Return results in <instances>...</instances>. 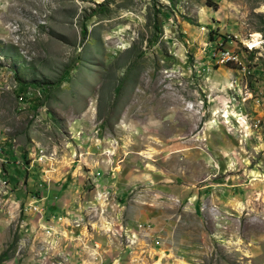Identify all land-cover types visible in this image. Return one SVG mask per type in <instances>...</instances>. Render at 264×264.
<instances>
[{"label": "rangeland", "instance_id": "374dc122", "mask_svg": "<svg viewBox=\"0 0 264 264\" xmlns=\"http://www.w3.org/2000/svg\"><path fill=\"white\" fill-rule=\"evenodd\" d=\"M0 264H264V0H0Z\"/></svg>", "mask_w": 264, "mask_h": 264}, {"label": "trees", "instance_id": "16d2710c", "mask_svg": "<svg viewBox=\"0 0 264 264\" xmlns=\"http://www.w3.org/2000/svg\"><path fill=\"white\" fill-rule=\"evenodd\" d=\"M67 73H68V71H67ZM27 86V82H24V81H21L20 80V88H19V90L21 91V92H23L24 91V89H25V87ZM6 256H7V253H4L3 255H2V260L4 259V258H6Z\"/></svg>", "mask_w": 264, "mask_h": 264}, {"label": "bare ground", "instance_id": "6f19581e", "mask_svg": "<svg viewBox=\"0 0 264 264\" xmlns=\"http://www.w3.org/2000/svg\"><path fill=\"white\" fill-rule=\"evenodd\" d=\"M259 34L258 33H256V34H254L253 36L255 37H253L254 39H253V41L252 42H249V44L251 45V46H253V47H255V46H259V45H257L258 44V42H257V36H258ZM257 37V38H256ZM259 42H260V40H259Z\"/></svg>", "mask_w": 264, "mask_h": 264}, {"label": "built area", "instance_id": "2783aa9c", "mask_svg": "<svg viewBox=\"0 0 264 264\" xmlns=\"http://www.w3.org/2000/svg\"><path fill=\"white\" fill-rule=\"evenodd\" d=\"M227 55H229V53H227ZM228 58H232V57H230V55H229Z\"/></svg>", "mask_w": 264, "mask_h": 264}]
</instances>
